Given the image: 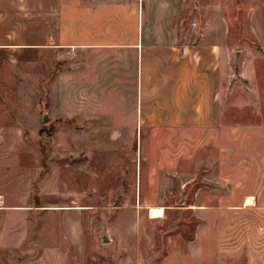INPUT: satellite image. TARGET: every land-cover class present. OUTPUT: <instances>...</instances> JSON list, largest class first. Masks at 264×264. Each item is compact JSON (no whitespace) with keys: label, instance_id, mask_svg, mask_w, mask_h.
<instances>
[{"label":"rangeland","instance_id":"374dc122","mask_svg":"<svg viewBox=\"0 0 264 264\" xmlns=\"http://www.w3.org/2000/svg\"><path fill=\"white\" fill-rule=\"evenodd\" d=\"M176 20L221 45L217 129L71 120L70 50L0 49V264H264V0Z\"/></svg>","mask_w":264,"mask_h":264},{"label":"crops","instance_id":"0c3cea01","mask_svg":"<svg viewBox=\"0 0 264 264\" xmlns=\"http://www.w3.org/2000/svg\"><path fill=\"white\" fill-rule=\"evenodd\" d=\"M181 9L182 0H0V49L15 56L70 50L71 120L86 115L108 127L217 129L221 45L183 40ZM259 249L255 261L264 243Z\"/></svg>","mask_w":264,"mask_h":264},{"label":"bare ground","instance_id":"6f19581e","mask_svg":"<svg viewBox=\"0 0 264 264\" xmlns=\"http://www.w3.org/2000/svg\"><path fill=\"white\" fill-rule=\"evenodd\" d=\"M254 201V198L250 196V198L247 200V202L252 203ZM151 215L153 217H159L163 214L164 208L163 207H152L151 209Z\"/></svg>","mask_w":264,"mask_h":264},{"label":"water","instance_id":"95a60500","mask_svg":"<svg viewBox=\"0 0 264 264\" xmlns=\"http://www.w3.org/2000/svg\"><path fill=\"white\" fill-rule=\"evenodd\" d=\"M48 117L47 116H45V119H47Z\"/></svg>","mask_w":264,"mask_h":264}]
</instances>
